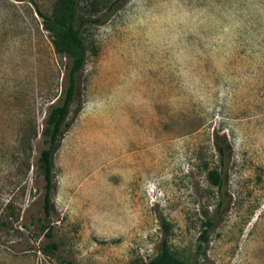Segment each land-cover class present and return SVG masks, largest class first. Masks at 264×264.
Masks as SVG:
<instances>
[{
  "label": "rangeland",
  "instance_id": "rangeland-1",
  "mask_svg": "<svg viewBox=\"0 0 264 264\" xmlns=\"http://www.w3.org/2000/svg\"><path fill=\"white\" fill-rule=\"evenodd\" d=\"M79 24L44 253L39 157L68 61L30 2L0 0V264H144L165 238L189 264H264V0H82Z\"/></svg>",
  "mask_w": 264,
  "mask_h": 264
},
{
  "label": "trees",
  "instance_id": "trees-1",
  "mask_svg": "<svg viewBox=\"0 0 264 264\" xmlns=\"http://www.w3.org/2000/svg\"><path fill=\"white\" fill-rule=\"evenodd\" d=\"M28 1L34 7L42 19L44 29L52 37V43L56 52L64 56L68 63L65 74L64 88L58 103L49 107L45 126L43 130L44 143L47 147L43 148L39 157V169L44 179V219L43 232L48 242L42 247L44 253L57 252L59 244L55 241L54 226L51 218L53 216V195L56 189L54 175V155L57 152L64 130L67 127V119L71 112V107L76 100L79 85L78 76L85 68L88 58V47L82 35L79 24V7L82 0H58L52 14L41 11L35 0ZM88 23L87 19L82 20V24ZM218 149L222 158L226 157L225 147L218 144ZM211 184L218 188L220 201L217 211H220L225 204L224 189L226 179L223 173L213 170L209 173ZM215 226V220H209L207 229L203 232V239L208 240L209 231ZM60 264H75L71 260L60 259ZM144 264H189L174 257L171 253L169 240L162 241L159 254Z\"/></svg>",
  "mask_w": 264,
  "mask_h": 264
}]
</instances>
